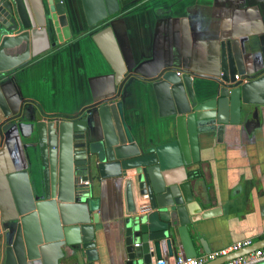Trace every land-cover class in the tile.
Instances as JSON below:
<instances>
[{
    "label": "water",
    "instance_id": "1",
    "mask_svg": "<svg viewBox=\"0 0 264 264\" xmlns=\"http://www.w3.org/2000/svg\"><path fill=\"white\" fill-rule=\"evenodd\" d=\"M80 1L89 28L120 11L118 0ZM245 1L258 10L260 32L255 45L242 47L236 39L220 44L218 63L208 77L215 90L202 87L198 96L194 81L206 76L171 66L143 79L151 85L159 116L173 121L176 134L162 145L139 146L118 101L128 70L110 26L92 39L114 72L115 95L94 100L74 115L48 120L23 105L13 112V99L3 92L5 74L69 39L70 30L62 0H0V140L15 134L28 141L23 145L25 167L6 176L15 216L8 220L14 223L13 238L4 246L2 264L97 261L94 238L103 229L100 200L81 184L92 178L121 188L124 210L116 223L126 264L161 259L162 244L168 256L180 250L186 258L197 256L191 230H197L203 217L193 173L176 178L171 170L198 162L200 138L211 133L220 138L226 126L244 119L247 128L258 119L256 106L264 105V0ZM262 248L264 240L207 264Z\"/></svg>",
    "mask_w": 264,
    "mask_h": 264
},
{
    "label": "crops",
    "instance_id": "2",
    "mask_svg": "<svg viewBox=\"0 0 264 264\" xmlns=\"http://www.w3.org/2000/svg\"><path fill=\"white\" fill-rule=\"evenodd\" d=\"M62 1L69 39L4 76L3 92L13 99V112L23 105L48 120L74 115L94 100L115 95L119 90L114 72L92 39L110 26L128 70L118 101L139 146L162 145L176 134L173 121L159 116L151 85L143 79L171 66L206 76L194 81L198 96L202 87L215 90L208 77L218 63L220 44L236 39L242 47L255 45L261 26L258 10L245 0H118V14L93 28L87 26L80 0ZM51 38L58 42L53 29ZM256 109L258 119L247 128L243 119L240 125L226 126L220 138L215 133L200 138L198 162L171 170L176 178L193 173V191L203 217L197 230H191L197 256L237 241L264 240V105ZM26 142L15 134L0 140V224L5 228L0 232V264L4 246L13 238L14 223L8 220L15 216L6 176L25 167ZM89 182L93 197L100 200L97 213L103 226L95 233L98 260L92 264H126L116 223L124 210L121 188L96 178ZM161 255L173 264L174 257L184 253L168 256L162 244ZM58 264L88 262L60 259Z\"/></svg>",
    "mask_w": 264,
    "mask_h": 264
},
{
    "label": "built area",
    "instance_id": "3",
    "mask_svg": "<svg viewBox=\"0 0 264 264\" xmlns=\"http://www.w3.org/2000/svg\"><path fill=\"white\" fill-rule=\"evenodd\" d=\"M235 79L238 80L239 79L238 76H235ZM81 184L85 186H89L90 182L83 181L81 182ZM250 245H252V241L246 239V240L234 242L231 245L221 249L220 251L196 256L194 258H186L184 256L177 255L174 257L173 264H207L220 257H225L234 252H238L239 250L249 247ZM134 246L137 247L138 245L135 244ZM261 261H264V248L258 249L252 253L240 257L233 258L221 264H255ZM150 264H169V263L166 259L161 258L153 261Z\"/></svg>",
    "mask_w": 264,
    "mask_h": 264
}]
</instances>
